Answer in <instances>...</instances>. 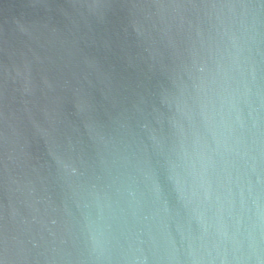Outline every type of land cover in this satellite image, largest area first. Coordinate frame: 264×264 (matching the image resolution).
Wrapping results in <instances>:
<instances>
[{"label": "water", "instance_id": "obj_1", "mask_svg": "<svg viewBox=\"0 0 264 264\" xmlns=\"http://www.w3.org/2000/svg\"><path fill=\"white\" fill-rule=\"evenodd\" d=\"M0 264H264V0H0Z\"/></svg>", "mask_w": 264, "mask_h": 264}]
</instances>
